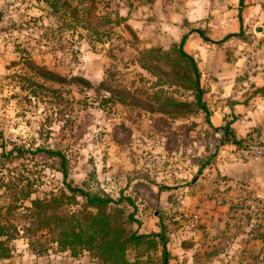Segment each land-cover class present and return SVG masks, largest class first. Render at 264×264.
I'll use <instances>...</instances> for the list:
<instances>
[{
    "label": "rangeland",
    "instance_id": "obj_1",
    "mask_svg": "<svg viewBox=\"0 0 264 264\" xmlns=\"http://www.w3.org/2000/svg\"><path fill=\"white\" fill-rule=\"evenodd\" d=\"M84 7H91L92 26L99 24L95 16L111 21L97 29L83 26L72 7L64 12V0H0V212L6 215L19 196L13 200L19 218L26 213L20 205L31 206L32 199L71 195L69 183L117 200L125 196L110 209L120 208L115 215L121 218L133 212L136 220L127 225L138 233L163 232L170 264H264V155L245 152L253 142L260 146L264 125L232 149L262 173L231 183L223 129L212 126L210 109L208 120L192 89L171 72L185 77L187 62L164 59L169 77L140 62L152 47L170 52L188 31L220 38L237 28L238 1L94 0ZM256 18L251 24L262 26L255 31L264 42V17ZM237 46L234 38L227 45ZM227 52L231 58L233 51ZM73 76L84 79L69 81ZM257 86L250 85V96L264 101ZM48 150L64 154L66 176L61 157ZM87 209L97 211L76 195L59 211ZM27 221L20 218L19 224ZM41 234L21 231L0 264H103L87 250L74 255ZM161 249V243H131L127 255L154 264Z\"/></svg>",
    "mask_w": 264,
    "mask_h": 264
},
{
    "label": "trees",
    "instance_id": "obj_2",
    "mask_svg": "<svg viewBox=\"0 0 264 264\" xmlns=\"http://www.w3.org/2000/svg\"><path fill=\"white\" fill-rule=\"evenodd\" d=\"M72 1H76V5H72ZM90 2L91 6L94 5V0H64V12H67L70 7V12L75 16L76 20L81 22L83 26L89 24L94 29L100 24H105L111 21V18L104 16H95L99 20V24L91 25L88 16L91 14V7H84L86 3ZM245 0H240V5H243ZM56 5V4H54ZM187 34L182 36L179 44H175L170 52L162 50L160 47H152L143 51L140 56L141 64L148 68L155 75H164L169 77L171 73L162 68L161 62L164 59H175L177 62L185 61V77L176 75L172 72L173 77L180 84H187L194 92L196 98V105L206 113V119L209 120V107L206 101L207 90L201 85L200 77L201 72L194 56L184 49V44ZM171 53L175 54L172 58ZM33 67L37 69H45L47 72L44 75L57 79V74L54 71L44 68L34 62H30ZM43 74L42 72H39ZM46 73V74H45ZM84 78L81 76H73L69 81H81ZM68 81L64 77V82ZM264 91V85L261 87ZM175 105L191 104L190 102L177 101ZM225 141H231L235 144H241L229 123L222 127ZM50 153L59 155L63 163V174L67 175L65 164V156L60 150H48ZM71 195L62 191L60 194H50L44 198H35L31 200V206H24L26 213H22L19 218H16L18 205L13 200L19 198L15 196L9 202L6 210V215L0 212V258H6L11 255V246L9 241L16 238L23 231L26 235L33 237L38 232L48 234V239L57 243L60 249L69 248L72 254L78 255L81 251L87 250L93 256L102 260L103 264H139V260L132 261L128 258V246L131 243L137 245L147 242L151 245L158 246L161 243V259L154 264H170V252L167 247V242L163 232H154L152 234L138 233L135 230L128 228V223L135 221L134 213L128 214V218H121L116 216L115 213L122 211L120 208L115 210L110 209L112 203H120V199H114L110 195H102L91 192L79 186H73L66 183ZM25 196H29V190L25 192ZM76 195H81L86 199V205L96 207L97 211L77 210L64 213L59 211L60 207L67 201L71 202ZM68 200H65V199ZM8 203V202H7ZM120 215V214H119ZM10 216V218H9ZM25 216V217H24ZM20 218L28 220L25 224L20 225ZM4 219V220H3ZM18 219V223H16ZM6 220V221H5ZM159 238V240H157ZM47 247L43 244L41 251H46Z\"/></svg>",
    "mask_w": 264,
    "mask_h": 264
},
{
    "label": "crops",
    "instance_id": "obj_3",
    "mask_svg": "<svg viewBox=\"0 0 264 264\" xmlns=\"http://www.w3.org/2000/svg\"><path fill=\"white\" fill-rule=\"evenodd\" d=\"M237 1V28L226 31L220 38L210 37L201 29L188 31L185 33L187 37L184 49L196 59L201 70V85L210 91L211 100L208 107L212 126L222 130L223 125L229 123L235 135L240 138L245 137L254 127L264 125V101L261 97H256L257 95L250 96L251 84L264 85V42L261 41L263 36L255 31L258 23L251 24L253 18L256 20L257 16L264 17V0H245L243 5H240V0ZM241 33L242 36L247 35L248 39L242 37ZM232 38L238 44L236 49L227 47ZM240 43L247 45L241 46ZM243 47L248 53L246 50L241 51ZM228 49L233 51L231 58H228ZM256 99L259 100L254 103ZM223 141L221 149L229 155L225 163L234 169L230 174L231 183L236 182L239 175L250 178L262 173L255 170L252 164L244 162V155L233 151L237 149V144ZM229 149H233V152ZM223 168L225 171L229 169L226 165H222ZM207 182L213 186L211 178H208ZM176 251L180 252L181 248L177 247Z\"/></svg>",
    "mask_w": 264,
    "mask_h": 264
},
{
    "label": "built area",
    "instance_id": "obj_4",
    "mask_svg": "<svg viewBox=\"0 0 264 264\" xmlns=\"http://www.w3.org/2000/svg\"><path fill=\"white\" fill-rule=\"evenodd\" d=\"M254 143V142H253ZM249 144L247 147V150L245 151L247 153L251 154H257V155H264V139L262 140V143H260V146L257 147L256 144Z\"/></svg>",
    "mask_w": 264,
    "mask_h": 264
},
{
    "label": "water",
    "instance_id": "obj_5",
    "mask_svg": "<svg viewBox=\"0 0 264 264\" xmlns=\"http://www.w3.org/2000/svg\"><path fill=\"white\" fill-rule=\"evenodd\" d=\"M262 30V26H259L258 28H257V31H261Z\"/></svg>",
    "mask_w": 264,
    "mask_h": 264
}]
</instances>
